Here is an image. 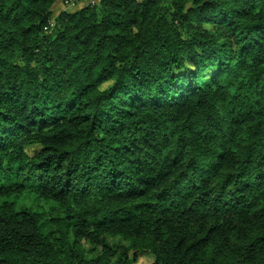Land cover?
Returning <instances> with one entry per match:
<instances>
[{
  "label": "trees",
  "instance_id": "obj_1",
  "mask_svg": "<svg viewBox=\"0 0 264 264\" xmlns=\"http://www.w3.org/2000/svg\"><path fill=\"white\" fill-rule=\"evenodd\" d=\"M59 2L0 0V264H264V0Z\"/></svg>",
  "mask_w": 264,
  "mask_h": 264
},
{
  "label": "rangeland",
  "instance_id": "obj_2",
  "mask_svg": "<svg viewBox=\"0 0 264 264\" xmlns=\"http://www.w3.org/2000/svg\"><path fill=\"white\" fill-rule=\"evenodd\" d=\"M100 0H83L79 3L75 4H66L64 1L61 0V2L58 3V5L54 9V17H52L51 23L54 24L55 18L63 11H68V12H75L78 11L92 3H99ZM32 197H35L32 194H27L24 196V200L22 199L23 202H25L27 205H31L35 203L34 199ZM39 204L41 207H45L47 210H50L51 206L49 204H43L42 202H36ZM112 242H118V240H112ZM138 264H152V259L148 256L145 257H140Z\"/></svg>",
  "mask_w": 264,
  "mask_h": 264
},
{
  "label": "built area",
  "instance_id": "obj_3",
  "mask_svg": "<svg viewBox=\"0 0 264 264\" xmlns=\"http://www.w3.org/2000/svg\"><path fill=\"white\" fill-rule=\"evenodd\" d=\"M66 4H68V2Z\"/></svg>",
  "mask_w": 264,
  "mask_h": 264
},
{
  "label": "crops",
  "instance_id": "obj_4",
  "mask_svg": "<svg viewBox=\"0 0 264 264\" xmlns=\"http://www.w3.org/2000/svg\"><path fill=\"white\" fill-rule=\"evenodd\" d=\"M58 5V4H57Z\"/></svg>",
  "mask_w": 264,
  "mask_h": 264
}]
</instances>
